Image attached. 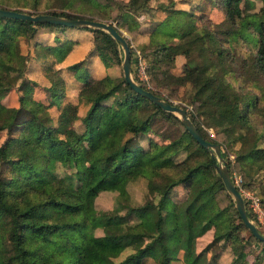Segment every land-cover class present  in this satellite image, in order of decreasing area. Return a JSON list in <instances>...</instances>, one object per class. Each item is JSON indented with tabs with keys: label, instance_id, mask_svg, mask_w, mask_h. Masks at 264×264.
I'll use <instances>...</instances> for the list:
<instances>
[{
	"label": "trees",
	"instance_id": "trees-1",
	"mask_svg": "<svg viewBox=\"0 0 264 264\" xmlns=\"http://www.w3.org/2000/svg\"><path fill=\"white\" fill-rule=\"evenodd\" d=\"M150 1L0 0V5L93 18L77 11L89 4L96 19L109 20L104 8L115 4L116 27L131 29L138 27L136 16L152 7ZM212 1L224 11L218 22L197 23L191 9L171 6L151 27L141 46L146 70L168 93L142 85L168 100L186 86L189 115L200 134L214 141L203 125L213 126L227 143L239 141L234 161L253 178L264 168V144L259 142L264 129L259 131L249 114L259 93L252 88L264 80V0L258 10H250L256 0ZM0 20V92L19 90L16 105L0 101V131L11 143L9 153L0 149V231L12 245L0 247V264H144L148 257L172 264L180 251L185 264H216L225 250L231 251L225 264H264V241L243 223L216 172V158L174 113L131 88L120 71L86 76L70 110L54 118L49 107L66 97L60 68L53 62L46 66L50 83L42 88L49 98H36L37 83L14 62L15 38L68 25ZM87 29L92 33L88 54H97L109 68L119 64L117 41L102 29ZM240 38L246 49L236 55ZM178 54L185 61L173 72ZM81 61L69 66L76 68ZM123 110L133 113L129 120L116 127L105 124L106 114L120 116ZM162 117L179 121L177 136L163 133L160 140L147 135L158 133L154 124ZM226 160L231 174V159ZM137 178L144 180L145 197L132 203L127 185ZM177 185L185 189L181 197H173ZM104 191L115 192L110 207L95 204ZM255 193L264 209V192ZM224 196L227 203L221 204ZM201 208L208 215L195 218ZM209 229L212 240L197 250V238ZM220 241L207 258L210 245ZM128 246L134 249L117 259Z\"/></svg>",
	"mask_w": 264,
	"mask_h": 264
},
{
	"label": "rangeland",
	"instance_id": "rangeland-1",
	"mask_svg": "<svg viewBox=\"0 0 264 264\" xmlns=\"http://www.w3.org/2000/svg\"><path fill=\"white\" fill-rule=\"evenodd\" d=\"M3 1V0H1ZM105 1V0H103ZM165 8H162V4ZM14 3V2H13ZM152 7L149 10H146L136 16V20L138 21V27H133L131 29H127L125 26L119 27V30L122 32L124 36H126L128 43L131 48V57H130V64H131V72L132 76L137 80L139 83L146 85L147 87L160 92L161 94H167V88H163L154 82L150 78V74L146 70L147 65V58L143 57V50L142 44L148 42L149 39V30L151 27L159 20H161L168 12V9L171 6L174 7H181L185 9H191L195 15L197 23L202 22H218L223 19L224 11L217 4L216 1L212 0H173V3H170V0H151L150 1ZM1 6V5H0ZM261 6V1L256 0L254 9L250 10H258ZM19 8H23L26 10L25 7H21L18 5ZM89 4H85L83 9H79V14H85L86 16H93V18H99L97 15H92L91 10L94 9L90 8V11L87 10ZM104 13L109 14L110 19L105 20L109 21L117 25V10L116 5L113 6H106ZM112 17V18H111ZM104 20V19H103ZM111 20V21H110ZM0 20V25H1ZM91 35L90 31L87 28H78V27H67L64 31H41L37 33L35 36L28 37L22 34H19L15 38V50L16 53L14 55V62L18 66L24 68L25 74L32 78L37 85L45 84L46 77L44 74V64L51 62V61H60L62 60L64 64V71L68 77L67 82V96L65 100H63L59 104H54L49 107L50 114L53 117H57L62 113H66L70 110V107L76 99V89L77 84L82 81L86 76L89 74H93L91 70L88 68L89 64L87 60H83L82 63L76 67L72 68L69 65L72 64L75 60L84 58L85 53L91 43L90 38H87L86 34ZM36 41H39L38 43ZM118 43V42H117ZM245 40L240 38L238 39L237 43H235L234 54L244 53L245 51ZM119 48V55H120V62L119 64H114L109 69L108 73L118 74L120 71L122 73V66L121 60L123 57V48L118 43ZM100 60V58H99ZM185 61V56L183 54H178L175 57V61L172 67L173 72H179L181 69V64ZM60 63V62H58ZM101 65V66H100ZM95 60L93 63V71L97 75H102L103 73L108 71V68L104 65V63L100 60ZM143 68V71L140 69ZM146 77V79L144 78ZM255 86L252 88L259 91L258 97L254 103H252L249 107V114L250 116L254 117L258 122L256 123L259 131L264 129L263 123V116L262 112L264 111V80H257ZM187 87L180 86L179 89L168 96L169 100L178 104L182 105L189 111L192 110V106L187 103L185 100L187 95ZM242 91H246L242 89ZM18 94L19 90L11 89L8 91L0 92V101L7 104V105H14L18 101ZM36 98H41L48 100L49 96L46 95L45 90L42 88L37 87L34 89L33 92ZM164 97V96H163ZM166 98V97H165ZM251 103V102H250ZM163 110V109H162ZM165 111V110H164ZM132 112H128L126 110L121 111L120 116H110L106 114L104 116V122L106 125L110 127L118 126L122 121L129 120L132 117ZM261 114V115H260ZM176 115V114H175ZM177 116V115H176ZM190 116V115H189ZM178 117V116H177ZM179 119V118H178ZM180 120V119H179ZM181 121V120H180ZM157 127L156 132H151L147 135H150L156 139H163V133L169 134V137H175L178 133L182 130V125L179 123L178 120L175 119H167V118H158L154 124ZM204 129L207 131L208 135L214 139V141L220 144V148L222 154L225 158V162L227 164V158L231 159V176H239V185L249 191H255L257 193L264 192V168L254 175L253 178H250L242 172V170L237 165L236 161H234V154L235 151L239 148V141H232L230 144L227 143L224 139V135L218 133L216 128L213 126H205L203 125ZM245 131V130H243ZM264 132V131H262ZM6 132L0 131V149L4 153L10 152L11 143L10 140L6 137ZM142 143H146V138L141 139ZM261 144H264V138L260 139L259 141ZM59 170V168H57ZM216 169V166H215ZM62 170V168H60ZM59 170V171H60ZM217 172V171H216ZM128 190L130 194V201L132 203L139 202L143 200L145 197V184L143 178H137L130 182H128ZM184 187L182 185L175 186V192L173 197H181L184 194ZM226 191V189H225ZM228 194V192L226 191ZM229 195V194H228ZM230 196V195H229ZM231 197V196H230ZM115 199V192L112 191H104L99 193V195L95 199V204L99 207L101 205H106L110 207L114 203ZM233 201V199H232ZM221 204L227 203V196L221 198ZM234 203V201H233ZM247 207V206H246ZM248 209V208H247ZM208 215V211L206 209H199L195 212V218H204ZM253 220L258 225L259 229L264 232V223H261L259 220L257 221L253 215ZM212 230L209 229L207 232L202 234L197 238V250H200L205 246V244L209 243L212 240ZM221 241H223L221 239ZM220 242H213L210 245L209 251L206 253V257L210 258V256L215 253L220 245ZM0 247L5 249H12L11 243L8 241L7 235L0 231ZM134 248L128 246L121 253L117 256V259L122 258L126 253L132 251ZM220 250V249H219ZM218 250V251H219ZM223 254H220V257L217 260L216 264H225L227 260L231 257V251H224ZM252 253H249L248 260H251ZM144 264H159L158 261L148 257ZM172 264H185L182 260L181 251L179 252L178 256L172 259Z\"/></svg>",
	"mask_w": 264,
	"mask_h": 264
},
{
	"label": "water",
	"instance_id": "water-1",
	"mask_svg": "<svg viewBox=\"0 0 264 264\" xmlns=\"http://www.w3.org/2000/svg\"><path fill=\"white\" fill-rule=\"evenodd\" d=\"M0 16L26 19L34 22L40 21L58 23L74 27L99 28L110 34V36L113 37L123 48V57L121 60L123 79L130 85L131 88L148 97L150 100L158 104L161 109L176 114L185 128L190 132V134L200 144H202L212 156L216 158L217 174L219 175L224 188L233 199L234 205L237 208L243 223L257 239L264 241V232L259 229L253 218L249 216L245 200L231 178L228 166L225 162V158L220 148V144L216 141L208 140L200 134L198 128L196 127L195 123L189 116L187 109L184 106L169 101L165 97L155 93L147 87H144L141 83L135 80L131 72L130 45L126 37L115 26L114 23L85 16H67L51 12L32 13L27 10L9 8L4 6H0Z\"/></svg>",
	"mask_w": 264,
	"mask_h": 264
},
{
	"label": "crops",
	"instance_id": "crops-1",
	"mask_svg": "<svg viewBox=\"0 0 264 264\" xmlns=\"http://www.w3.org/2000/svg\"><path fill=\"white\" fill-rule=\"evenodd\" d=\"M68 27H70V26H68ZM71 27H74V26H71ZM67 28V27H66ZM66 28H64V29H62V30H53V31H64ZM78 28H82V27H78ZM84 28V27H83ZM42 31H47V30H42ZM90 31V30H89ZM39 32H41V31H39ZM38 32V33H39ZM90 33H91V31H90ZM37 34V33H36ZM35 34V35H36ZM34 35V36H35ZM88 35V36H87ZM86 36H87V38H90V40H91V43H90V45H89V47H88V49H87V51H86V53H85V57L84 58H80V59H77V60H75V61H78V60H87V62H88V64H89V66H88V68L91 70V72L93 73V74H89V75H91V76H95V77H99V76H102V75H104L105 73H107V72H109V67H107L108 68V71L107 72H105V73H103L102 75H97L96 73H94V71H93V63H95V60H97V61H99V65H100V60H99V56L97 55V54H88V50L90 49V47L92 46V33H91V35H89L88 33L86 34ZM37 43L39 42V41H36ZM74 61V62H75ZM82 61H81V63H82ZM53 62V64H54V66L55 67H58V68H60V72H61V74L63 75V77H64V79H65V93H66V96H67V82H68V77H67V75H66V73H65V71H64V64L62 63L63 61L62 60H60V61H56V62H54V61H51V62H48V63H45L44 64V74H45V69H46V66L48 65V64H50V63H52ZM58 62H60V63H58ZM101 66V65H100ZM29 77V76H28ZM45 77H46V83L45 84H39V85H37L36 84V86L34 87V89H36L37 87H39V88H41V90H42V87L43 86H46V85H49V80H48V77L46 76V74H45ZM30 78V77H29ZM32 79V78H31ZM81 83H82V81H80L78 84H77V89H76V99H75V101L77 100V91H78V89H79V87H80V85H81ZM11 90V89H10ZM63 100H65V98L63 99ZM16 104H17V102H16ZM15 103H14V105H16Z\"/></svg>",
	"mask_w": 264,
	"mask_h": 264
},
{
	"label": "built area",
	"instance_id": "built-area-1",
	"mask_svg": "<svg viewBox=\"0 0 264 264\" xmlns=\"http://www.w3.org/2000/svg\"><path fill=\"white\" fill-rule=\"evenodd\" d=\"M140 71H143V68L140 69ZM146 79V77H144ZM232 180L234 181L236 187L241 192L245 204H247V207L249 210L253 213L255 219L260 221L261 223H264V209L260 205L259 197L258 195L253 192L249 191L239 185V176H231Z\"/></svg>",
	"mask_w": 264,
	"mask_h": 264
}]
</instances>
